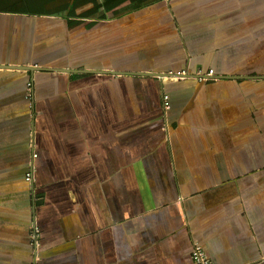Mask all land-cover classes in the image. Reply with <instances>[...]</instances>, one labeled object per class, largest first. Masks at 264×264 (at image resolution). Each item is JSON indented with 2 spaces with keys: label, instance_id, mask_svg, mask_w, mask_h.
<instances>
[{
  "label": "crops",
  "instance_id": "1",
  "mask_svg": "<svg viewBox=\"0 0 264 264\" xmlns=\"http://www.w3.org/2000/svg\"><path fill=\"white\" fill-rule=\"evenodd\" d=\"M144 1L0 0V264H264V0Z\"/></svg>",
  "mask_w": 264,
  "mask_h": 264
},
{
  "label": "rangeland",
  "instance_id": "2",
  "mask_svg": "<svg viewBox=\"0 0 264 264\" xmlns=\"http://www.w3.org/2000/svg\"><path fill=\"white\" fill-rule=\"evenodd\" d=\"M180 2H177V4H179L180 5V7L181 8H172L173 10H174V13H175V15L178 17V19H179V21H180V23H181V25H182V28H183V33H181V34H179L181 37H182V39H184V40H186V42L188 43V45H189V49L190 50H192L193 49V47H192V45H193V42H192V39H193V37H194V39L197 41V43H200V42H203V40H204V38H205V32L203 31V29H200V31L198 32V33H195L193 36H191L189 33H188V31H190V28H189V30H188V27H187V14H188V10H186V8H187V5H186V2H187V0H179ZM183 7V8H182ZM172 9L169 7V4H166L165 6H164V8L163 9H161L160 11H161V13H163L164 11H166V10H168L169 12H171L172 11ZM208 15V12H205V11H201V13H200V16L201 17H206ZM157 16V15H156ZM155 16V18L157 19V17ZM52 22H54V23H56L57 21L56 20H52ZM48 22H45V24H47ZM53 23H51L50 24V29H51V32L52 33H54L57 29H58V24L57 25H52ZM72 25H77L76 23H74V24H72ZM31 26H33V24H31ZM40 26V24H38V23H35L34 24V27L37 29L38 27ZM57 26V27H56ZM40 28L43 30V31H45L43 28H42V26H40ZM61 28H62V26H61ZM38 37H39V39L41 40V39H43V34H42V32H40V31H38ZM14 44H21V42L20 41H16ZM30 45L32 46L33 45V43L31 42L30 43ZM53 45H54V47H56V49H58V50H60V51H62L63 52V48H59V44H58V42H56V44L55 43H53ZM235 50H233V51H236V56H234V54H232L230 51L231 50H228V51H226V52H223L222 50L219 52V54H221V53H227L228 55H230V56H232L233 57V60H235L236 62H238L239 63V61L242 59V60H245V59H247L246 57H243V55H244V53H245V49L244 48H239V46L238 45H236V43H235ZM197 53H196V55L198 56V57H200V59L202 60V65L203 66H205V67H208V64H209V61H208V59H209V57L212 55V53H213V49H210L209 47H207V46H203L202 44H200V48H198L197 49ZM215 57H216V54L214 55V58H213V60H215ZM194 70V74H196V72H198V71H200V70H202V69H200V68H195V69H193ZM39 74H42V75H44V73H39ZM36 80H37V78H36ZM33 82H34V78H33ZM36 82V81H35ZM126 86H128V87H130V88H132V86H131V83H126L125 84ZM103 92H106V91H103ZM103 108V107H102ZM125 111H127V110H125ZM119 112H122V108L121 107H119L118 108V112L117 113H119ZM127 126H126V128H124V129H120V128H117V129H114V132L115 131H122V132H126V131H130V130H132V128L133 127H135L134 125H135V123L134 122H131V120L130 121H128V123L126 124ZM110 129V131H109V135H111L112 134V129L111 128H109ZM91 139H93V138H91ZM65 153L66 154H69V148H67L66 149V151H65ZM53 191H54V195H58V196H56L57 197V199L60 201L59 203H58V205L60 204V206H58V208L57 209H55V210H52V211H50V212H48V214H50V217H52V218H61V217H64L65 216V213H66V211H67V208H66V204H68V201L67 200H65L64 198H62V200H61V195H62V193L60 192V187H58V188H54L53 189ZM65 206V207H64ZM47 214V215H48Z\"/></svg>",
  "mask_w": 264,
  "mask_h": 264
},
{
  "label": "built area",
  "instance_id": "3",
  "mask_svg": "<svg viewBox=\"0 0 264 264\" xmlns=\"http://www.w3.org/2000/svg\"><path fill=\"white\" fill-rule=\"evenodd\" d=\"M186 72H179L178 75L182 76V74H185ZM200 75L201 71H199ZM201 80L203 81H211L215 79V74L214 71L212 69H210L207 73L206 76H201ZM32 87H33V81L28 82L27 84V97H30L31 93H32ZM164 107L166 109H168L170 107V96L169 95H165L164 97ZM34 156H37V154H35ZM34 180V171L33 169L31 171H29L26 174V181L27 182H32ZM30 233L32 235L36 234V231L34 229L30 230ZM34 240V239H33ZM192 258L195 264H213L212 260L210 259V257L208 256V253L206 252V250L203 248V246H201L198 243H195L194 248L192 250ZM34 264H40L38 263H34Z\"/></svg>",
  "mask_w": 264,
  "mask_h": 264
},
{
  "label": "water",
  "instance_id": "4",
  "mask_svg": "<svg viewBox=\"0 0 264 264\" xmlns=\"http://www.w3.org/2000/svg\"><path fill=\"white\" fill-rule=\"evenodd\" d=\"M0 68L1 69H4V68H7V69H10V70H12V69H21V68H23V69H29V68H31V67H24V66H14V65H0ZM43 70H46V71H53V72H56V73H67V74H71V73H75V74H78V73H81V72H100V73H102V71H96V70H83V71H81V70H74V69H68V68H45V69H43ZM109 72H111V74H113V75H118V74H130V72H119V71H109ZM142 75H144V74H146V75H151V73H141ZM152 75H155V74H152ZM189 77H191L190 75H188ZM187 76V77H188ZM227 77H229V76H224V78H227ZM218 78V77H217Z\"/></svg>",
  "mask_w": 264,
  "mask_h": 264
},
{
  "label": "trees",
  "instance_id": "5",
  "mask_svg": "<svg viewBox=\"0 0 264 264\" xmlns=\"http://www.w3.org/2000/svg\"><path fill=\"white\" fill-rule=\"evenodd\" d=\"M106 1L107 0H78V15L83 13V12H85V11H88V10L98 6V5H100V6L102 5L103 7H105L104 4L106 3ZM150 2H152V1L147 0V1H144L143 3H145V4L147 3V5H148ZM103 7L102 8L100 7L97 10L98 12H97L96 15H98V13H99V15H103L104 14V8ZM55 12L59 13L58 8H56ZM123 12L124 11H122V13ZM108 15L109 16H114V14H112V13H109Z\"/></svg>",
  "mask_w": 264,
  "mask_h": 264
},
{
  "label": "clouds",
  "instance_id": "6",
  "mask_svg": "<svg viewBox=\"0 0 264 264\" xmlns=\"http://www.w3.org/2000/svg\"><path fill=\"white\" fill-rule=\"evenodd\" d=\"M201 71V74L202 75H200V74H198L199 73V71L196 73L197 74V78H199V80L201 81V82H208L209 80H207V81H203V80H201V76H206V73L204 72V71H202V70H200ZM49 72H53V71H49ZM184 72H186L185 74H182V76H179L178 75V73L176 74V75H174L175 77H177V78H185L186 76H188V75H190L191 73H188L187 71H184ZM54 73H56V72H54ZM183 73V72H182ZM167 76H169V77H171L170 75H167ZM190 76H192V75H190ZM194 76V75H193ZM214 80H216V76H215V79ZM33 81V80H32ZM212 81V80H211ZM33 85H34V82H33ZM166 109V108H165ZM202 246V245H201Z\"/></svg>",
  "mask_w": 264,
  "mask_h": 264
}]
</instances>
